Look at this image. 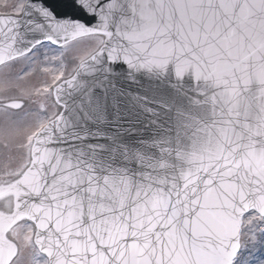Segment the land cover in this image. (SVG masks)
<instances>
[{"label":"snow or ice","instance_id":"snow-or-ice-1","mask_svg":"<svg viewBox=\"0 0 264 264\" xmlns=\"http://www.w3.org/2000/svg\"><path fill=\"white\" fill-rule=\"evenodd\" d=\"M0 264H264V0L0 17Z\"/></svg>","mask_w":264,"mask_h":264},{"label":"rangeland","instance_id":"rangeland-1","mask_svg":"<svg viewBox=\"0 0 264 264\" xmlns=\"http://www.w3.org/2000/svg\"><path fill=\"white\" fill-rule=\"evenodd\" d=\"M19 2L20 0H0V13L13 12V6ZM42 79H44L43 75L37 72L31 78V84L35 86H39V83Z\"/></svg>","mask_w":264,"mask_h":264},{"label":"water","instance_id":"water-1","mask_svg":"<svg viewBox=\"0 0 264 264\" xmlns=\"http://www.w3.org/2000/svg\"><path fill=\"white\" fill-rule=\"evenodd\" d=\"M7 16V15H0V17Z\"/></svg>","mask_w":264,"mask_h":264}]
</instances>
